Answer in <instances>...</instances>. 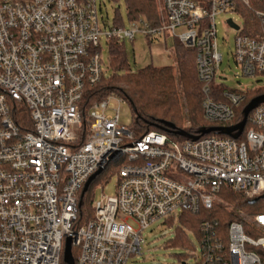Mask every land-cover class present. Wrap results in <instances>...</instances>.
Segmentation results:
<instances>
[{
  "label": "built area",
  "instance_id": "built-area-1",
  "mask_svg": "<svg viewBox=\"0 0 264 264\" xmlns=\"http://www.w3.org/2000/svg\"><path fill=\"white\" fill-rule=\"evenodd\" d=\"M251 1L163 0L159 24L138 17L127 28L102 24L99 0H0V264H66L69 237L75 264H129L151 224L217 204L232 220L224 232L204 221L195 264H264V212L235 210L220 195L230 190L252 206L264 200V103L250 114L241 143L216 135L170 140L158 131L136 137L120 123L119 106L106 114L112 97L123 101L114 94L90 105L85 123L81 109L87 88L107 71L101 41L134 42L140 32L149 42L168 35L195 50L205 120L235 125L245 91L217 83L215 19L232 13L245 20ZM255 16L259 31L226 21L246 77H264V10ZM19 104L29 127L19 124ZM124 159L116 195L102 196L93 217L77 226L87 180Z\"/></svg>",
  "mask_w": 264,
  "mask_h": 264
},
{
  "label": "trees",
  "instance_id": "trees-1",
  "mask_svg": "<svg viewBox=\"0 0 264 264\" xmlns=\"http://www.w3.org/2000/svg\"><path fill=\"white\" fill-rule=\"evenodd\" d=\"M22 1V0H13ZM250 8H244L245 22L249 26L259 31L260 22L255 16V12L264 10V0H252ZM126 8L130 20H136L138 17L145 18L151 24L157 25L161 21V16L158 11L156 0H126ZM116 25H122L121 20L115 21ZM252 30V27H251ZM110 56L111 68L114 74L111 78L105 76L95 85L87 88L84 96V101L81 105L82 115L85 116L86 111L94 102L103 100L109 95L115 94L123 101L129 102L131 111L134 116V123L131 129L136 137H140L147 132H160L165 134L170 140H181L178 136L165 131L162 122L172 123L180 130H186L190 134H198L202 128H210L218 126L219 124H210L205 120L204 109H202L203 95L201 93L202 84L197 77V67L195 66L196 52L176 43L174 46V59L176 75L174 69L171 67H152L146 66L140 68L137 72L126 70L128 61L124 50V43L120 41L111 40ZM124 72L119 76L116 72ZM116 81L124 86L121 94L113 91L112 87L106 83ZM180 85V86H179ZM112 89V90H111ZM221 90H225L223 85ZM245 99L242 104L236 109L235 119L231 122L237 124L242 120L244 107L253 99L264 93L254 94L251 91H245ZM185 99V104L183 102ZM185 107L187 113L184 114L182 110ZM16 117H19V124L21 125L28 121V111L24 105H18L14 109ZM251 116V115H250ZM185 118L188 120V126L183 125ZM250 124L248 125V128ZM29 130V128H28ZM211 136L226 137L219 133L209 134ZM245 139L244 134L238 139L241 143ZM84 138L79 140L82 143ZM90 190L84 195L82 201L83 205L78 210L77 226L85 224L93 217V210L88 206L90 202ZM223 200L233 206L235 210L244 211L248 201L244 199L241 194L234 193L230 190H222L220 192ZM264 212V207L260 210L252 211V213ZM249 213V212H248ZM233 212H229L223 205L217 204L211 210L201 211L199 214H192L183 212L178 215V230L177 237L180 241L190 245V241L182 228L192 230L197 239L200 237L201 227L204 221H217L220 224V230L225 231L228 222L232 220ZM170 222L172 220H169ZM200 241V239H199ZM73 259L76 260V251H72Z\"/></svg>",
  "mask_w": 264,
  "mask_h": 264
},
{
  "label": "rangeland",
  "instance_id": "rangeland-1",
  "mask_svg": "<svg viewBox=\"0 0 264 264\" xmlns=\"http://www.w3.org/2000/svg\"><path fill=\"white\" fill-rule=\"evenodd\" d=\"M158 11L162 14V3L163 0H156ZM98 13L100 20L106 27L114 25V22L121 20L123 27L129 28L132 20H130L127 8L126 0H99L98 2ZM228 20H233L236 23L244 24L243 17L237 14H224L217 16L215 23L217 24V37H218V50L222 54V63L219 71L216 75L218 84L223 85L224 89L237 90V91H251L254 94L264 93V77H246L242 75L241 68L235 63L234 49L235 40L237 33L234 29L227 25ZM177 31V33H180ZM102 56L106 68V78H111L114 74V70L111 68V56L110 46L105 40H102ZM124 43L125 54L127 55L128 65L126 70L131 72H137L140 68L147 65L153 67H171L174 69L176 75L175 59L174 55L170 52L160 53L156 47L159 45L157 40L155 43L148 45V40L143 33H138L134 42L129 40L122 41ZM171 47V41L168 44V48ZM117 75L121 76L124 72H116ZM111 86L113 91L121 94L124 86L116 81L106 83ZM180 86V85H179ZM111 89V90H112ZM115 95V94H114ZM117 96V95H115ZM185 104V99L183 102ZM112 104L115 107H120V123L125 127H130L134 123L133 112L129 102L122 101L119 104V99L112 97L110 99L106 114H113ZM184 114L187 113L185 107L182 109ZM183 125H190L188 120L185 118ZM182 140V139H181ZM128 162L124 159L117 163H111L103 170L104 172L90 185V202H88L89 208L93 210L95 204L101 201L102 196L113 197L116 195L117 182H118V168L119 166L125 165ZM177 179L181 180V175L177 176ZM263 204L264 200L258 205H249L244 209V212L251 213L252 211L260 210V205ZM178 216L175 217L171 222L169 220L160 219L149 226V228L143 232V239L145 244L142 246L141 255H137L129 264H195L196 257L199 256L200 243L199 239L192 230L188 228H182L190 241V245L180 241L177 237L178 230Z\"/></svg>",
  "mask_w": 264,
  "mask_h": 264
},
{
  "label": "water",
  "instance_id": "water-1",
  "mask_svg": "<svg viewBox=\"0 0 264 264\" xmlns=\"http://www.w3.org/2000/svg\"><path fill=\"white\" fill-rule=\"evenodd\" d=\"M228 22L234 29L236 30L238 29V27L231 20H228ZM262 103H264V95L256 97L244 107L243 116H242V120L240 121V123L232 125V126H228V127L214 126L210 128H202L200 129L197 135L190 134L186 130H180L172 123L170 124V123L162 122V124L166 132L172 133L184 139L187 138V139H192L194 141H197L200 139L199 137L201 135H209L215 132V133L224 135L226 137H231L235 140H238L240 136L243 134V131L245 130L248 124L247 121H248L250 114L254 110H256L257 106H259ZM103 170L104 169L101 168L100 170H98V172H96L94 175H92L87 180L86 184L84 185L85 187L80 195V200H79L80 207L83 205L82 199L84 195L87 193L88 189L90 188V185L104 172ZM256 201L257 200H253L250 202V204H254ZM65 245L66 247H65V251L63 255L64 262L66 264H75V259H73V256H72V239L70 237L67 238Z\"/></svg>",
  "mask_w": 264,
  "mask_h": 264
},
{
  "label": "crops",
  "instance_id": "crops-1",
  "mask_svg": "<svg viewBox=\"0 0 264 264\" xmlns=\"http://www.w3.org/2000/svg\"><path fill=\"white\" fill-rule=\"evenodd\" d=\"M156 40H157V42H159V45H157L156 49L160 53H163V52H167L168 53V52H170V53H172L174 55V53H173L174 46H175L176 43H179L177 40H175L172 37H170V36L167 35V36H164V37L156 38L152 42H149L148 41V45L150 46L151 44L155 43ZM170 41H171V47L168 48V44H169ZM147 66H152V65H147Z\"/></svg>",
  "mask_w": 264,
  "mask_h": 264
}]
</instances>
